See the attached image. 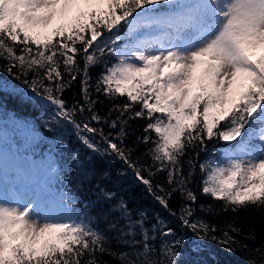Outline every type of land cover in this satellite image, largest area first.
I'll return each instance as SVG.
<instances>
[{
	"label": "snow or ice",
	"instance_id": "obj_1",
	"mask_svg": "<svg viewBox=\"0 0 264 264\" xmlns=\"http://www.w3.org/2000/svg\"><path fill=\"white\" fill-rule=\"evenodd\" d=\"M0 59L23 85L16 89L0 81V92L36 107L55 106L54 123H72L89 149L127 163L170 215H177L169 208L174 192L190 202L178 218L195 237L191 253L209 257L194 264H219L207 241L228 253L238 241L229 231L217 237L215 225L191 219L198 196L188 187L196 164L189 159L186 173L183 168L187 149H199V157L211 151L207 141L225 142L218 158L199 164L202 193L222 201L224 211L248 205L264 209V0H0ZM101 64L95 92L110 100L127 98L112 109L119 113L110 121V127L120 126L115 138L90 126L91 121L109 123L94 111L89 70ZM78 76L84 104L69 109L61 94ZM85 110L91 121L81 125L74 117ZM130 119L147 121L139 138L151 145L146 155L152 165L146 169L123 147ZM40 123L48 127V121ZM17 126L29 127L27 122ZM82 132L100 135L107 147L101 149ZM142 169L149 176L166 173L172 190L154 187ZM55 173L51 160L24 161L0 135V264H103L97 253L120 264H177L187 236H177L158 216L145 227L146 213L133 219L123 200L113 209L120 215L108 230L129 248L141 242L143 247L112 252L88 206L76 209L74 194L53 186ZM114 195L104 193L108 200ZM229 227L239 235L240 229ZM157 233L159 251L149 243Z\"/></svg>",
	"mask_w": 264,
	"mask_h": 264
},
{
	"label": "trees",
	"instance_id": "obj_2",
	"mask_svg": "<svg viewBox=\"0 0 264 264\" xmlns=\"http://www.w3.org/2000/svg\"><path fill=\"white\" fill-rule=\"evenodd\" d=\"M115 31V30H113ZM110 35V33H106ZM123 35V33H121ZM91 51V50H90ZM109 63L114 62L113 57H104ZM79 64L83 67V58H79ZM7 60L0 59V81L3 85L20 89L23 85L20 81L15 80L7 72ZM15 72L16 69H13ZM104 71L103 65L92 67L89 70L91 76L92 96L97 101L94 111L101 117H104L109 123L97 124L91 121V113L87 110L84 112L77 111L75 120L83 125L91 121L90 126L102 129L105 135L115 138L120 132V126L110 127V121L117 118L118 112L112 111L116 104H122L126 97H117L116 100H110L103 94L95 92V83L100 74ZM65 79H68L67 75ZM67 108L74 106L77 108L84 104L81 92V78L78 76L72 82L70 87H66L61 94ZM0 100L3 102V111L0 112V131L2 136L7 139L17 150L18 155L31 157L33 162H47L51 160L56 173L53 174V186L62 189L64 192L74 194L75 208L84 210L87 207L88 215L94 218V226L105 232L109 238L107 246L112 252H133L143 247V243L136 246V249L129 248L118 242L117 232L109 231L108 224L112 220L119 219V212L113 209L123 200L133 219H137L140 213H146L145 227L151 228L156 223L157 216L163 220L169 228L173 229L177 236L185 235L188 242L178 251L181 253L177 264H194L196 260H208L207 254L196 256L190 251V244L195 239L193 233L182 228L179 214L182 205L190 204L184 200L179 192H174L169 200V208L177 215H170L159 202L149 193L147 186L137 178L135 172L127 163L114 155L102 154L89 149L78 137L77 129L72 123L61 120L54 123L52 114L55 106L36 107L32 104L21 103L19 100L0 92ZM139 105L136 106L138 109ZM111 111V115H109ZM127 118V116H125ZM41 120L48 121V127L40 123ZM27 122L28 128L18 127L17 125ZM147 121L142 119H130L125 126V136L123 138V147L131 149L130 159L132 162L143 165L146 169L152 165L151 157L146 155L148 147L140 142L145 133L143 131ZM93 140L101 149L107 145L103 142L100 135L87 132L81 133ZM153 138L155 135L153 134ZM119 143V141H116ZM223 141H207V147L210 152H197L199 149H187V155L183 160L185 173L188 171V161L191 159L196 164V174L193 176L191 183L188 185L198 196L194 205L195 212L191 217L192 220H203L209 225H215L218 229L213 233L217 237H222L223 232L229 231V234L238 241L233 245L235 251L228 253L224 251L217 243L207 241V248L216 256L219 264H264V209L248 205L239 211H224L223 202L215 201L211 197L202 193V182L204 174L199 171V164L206 159L218 158V150L226 147ZM142 175L152 180L154 187L161 185L171 191V186L167 183L166 173H157L155 176H149L147 170L142 169ZM158 190V189H157ZM114 193L111 200L105 198L104 193ZM163 195L164 193H160ZM211 206V210H207ZM202 208L204 210H202ZM121 225L124 220H119ZM230 225L240 229L239 235L231 232ZM139 232V229H137ZM151 235V232L149 233ZM125 239H128L125 237ZM136 240H141L137 235ZM157 251L161 239L157 233L155 241H149ZM246 246V247H245ZM152 255H155L153 253ZM96 257L103 264H120V260L107 253H97Z\"/></svg>",
	"mask_w": 264,
	"mask_h": 264
},
{
	"label": "rangeland",
	"instance_id": "obj_3",
	"mask_svg": "<svg viewBox=\"0 0 264 264\" xmlns=\"http://www.w3.org/2000/svg\"><path fill=\"white\" fill-rule=\"evenodd\" d=\"M0 135H3L2 132L0 131ZM24 161H28V162H33V159L31 157H25V156H21L19 155ZM34 163V162H33ZM41 163H44V162H38L37 161V164H41Z\"/></svg>",
	"mask_w": 264,
	"mask_h": 264
}]
</instances>
